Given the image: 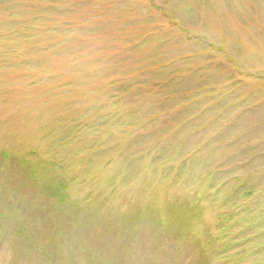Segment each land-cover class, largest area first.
Wrapping results in <instances>:
<instances>
[{
    "label": "rangeland",
    "instance_id": "1",
    "mask_svg": "<svg viewBox=\"0 0 264 264\" xmlns=\"http://www.w3.org/2000/svg\"><path fill=\"white\" fill-rule=\"evenodd\" d=\"M43 23L88 24L92 27L89 36L94 41L102 43V38H116V44L122 45L126 37L138 43V50L134 52L127 46L123 54L133 56V60L128 69H123L111 61L121 53L115 50L117 45L114 48L106 41L103 49L102 44L88 42L86 28H62L61 32L53 28L46 33L44 42L41 36L46 29L37 28ZM31 31L37 36L40 34L42 44L38 45L40 48L37 46L38 52L30 51L23 43L39 39L33 38ZM93 31H97L96 34ZM59 42L67 43L60 49L56 46ZM68 44L73 50L66 48ZM97 49H103L101 54L108 59L104 60L108 61L107 68H103L110 74L108 81L115 88L135 91L138 87L142 97L154 96L134 118L135 125L130 127L128 137L135 140L134 137L148 131L146 134L150 133V137L144 142L152 148L151 142L158 141L155 138L163 131L165 136L169 135L160 147L163 158H170L163 167L164 173H167L165 169L174 168L169 169L170 175L174 174L177 162L192 152L194 142L198 144L200 138L212 141L203 148L205 153L199 160L195 157L187 164L193 165L190 171L194 173L195 185L188 182L186 186L178 183L172 187L165 180L153 183L159 195L168 192L170 198L184 207V203L195 200L194 191L200 187L204 176L214 171V176L206 181L210 190L206 204H202L203 211H197L198 216L191 226L162 225L161 229H156L150 219L146 228L141 225L134 229L124 220L134 219L146 202L136 198V185L104 186L102 178L87 182L74 196L78 212L72 215L73 212L61 214L58 211V216L59 208L51 207L46 192L39 190L34 180L29 178L28 192L23 190L27 181L22 180L21 172L14 169L16 176L13 165L2 167L0 162V264H223L214 258L219 251H210L208 255L203 246L216 237L219 215L212 211L218 209V205L212 207L211 202L218 199L220 206L235 188L232 202L240 210L246 203L253 205V211L264 206V0H0V149H11L8 139L16 135L18 140L25 141L24 152L29 158L34 153L41 157L44 134L41 125L61 119L58 129L63 130L61 127L71 122L82 123L101 104L110 103L104 96L113 92L108 90L112 84L103 80L104 69L94 67L99 59ZM29 60L39 64H31ZM167 61L172 69H162ZM171 71H186V82H190L191 76L200 78L203 82L193 83L196 87L206 84L205 95L192 94L195 100L191 98L187 103L193 101L197 106L200 103L196 116L201 117V123L204 120L211 123V118L218 116L219 130L214 125L208 131L194 130L199 122L186 109V91L178 95V87L166 86L172 87L169 92L172 101L161 102L160 94L169 90L161 88L162 84L151 86L159 78L165 80ZM74 73L76 75L71 76ZM228 79L230 83H223L222 87L211 85ZM189 85L193 86L188 83L186 87ZM144 90L146 92L142 93ZM229 92L233 94L231 101L223 99ZM178 104L185 106L180 108ZM215 107L218 108L212 114L211 108ZM225 108L227 112L222 113ZM230 121H233L231 126ZM53 124L51 126H56ZM171 127L175 129L169 131ZM116 128L114 131L120 132L126 127ZM86 132L93 133L92 127ZM80 151V154L86 153L87 148ZM63 157L56 158L60 162L58 167L67 170ZM104 159L106 155L95 153L93 166L96 161L103 164ZM131 163L133 172L139 170L142 161L136 157ZM91 167L92 164L88 168ZM110 190L112 197H108ZM129 190L132 192L126 202L124 193ZM92 192L94 198L97 197L95 202L103 199L98 209L89 205ZM244 193L251 194L244 196ZM12 200L20 204L22 210L15 211L13 203L7 209ZM36 202L45 208L41 213L45 217L42 224L36 222L38 217L31 216V210L25 211ZM154 202L160 205L163 199L157 196ZM80 209L86 213L79 212ZM243 217L245 215L241 214L238 218ZM255 220L252 218L253 224L246 229V239L239 241H242L239 247H246L237 261L239 264H264V225ZM56 221L57 226L70 234V244L66 234L56 235ZM40 231H44L43 247H38ZM225 242H216L211 247L221 249L218 247H223ZM245 251H251L247 258H243ZM238 258L240 254L234 261Z\"/></svg>",
    "mask_w": 264,
    "mask_h": 264
},
{
    "label": "trees",
    "instance_id": "2",
    "mask_svg": "<svg viewBox=\"0 0 264 264\" xmlns=\"http://www.w3.org/2000/svg\"><path fill=\"white\" fill-rule=\"evenodd\" d=\"M54 10V8L52 9ZM38 24L37 28L46 29L45 32L42 34V40L45 42L47 40L46 33H49L52 31L53 28L60 29L61 32L62 28L69 29V28H86L87 30V37L88 42L91 43L90 34L92 31L88 24H81V25H52L50 23H43L41 27ZM35 28V27H34ZM90 28V29H89ZM102 28V27H101ZM97 31H93V34H96ZM33 38H38L40 36H37L38 34L36 32H32ZM45 34V35H44ZM99 38V37H98ZM26 40H28L26 38ZM42 40L39 37V39L31 43L22 42L31 49L32 52H38L37 46L42 44ZM106 41L114 48H116V38L109 40L107 38H102V43L93 40V43L97 44H106ZM67 42H59L56 46L63 45L66 46ZM137 42H134L132 40H129L125 37L124 42L122 45H117L119 55L114 56L111 61L114 62V64L117 62L118 67H121L123 69H128L130 66L131 61L133 60V56L125 55L127 46L130 45V49L136 52L138 50ZM40 48V46H38ZM68 50H70L73 47L68 44L66 47ZM61 49V47H60ZM59 49V51H60ZM104 49V46H103ZM102 50H98L97 55L99 59H97L96 64L94 67L96 69H104L103 66H106L108 60L106 59L104 55L101 54ZM58 53V52H57ZM34 54V53H32ZM56 57V56H55ZM167 60V59H166ZM30 62V60H29ZM138 60L136 59L135 65L137 64ZM31 63V62H30ZM45 63V62H44ZM42 63V64H44ZM170 61L165 62L164 66H162V69H165L167 67H170L172 69L171 64H169ZM31 64H39V63H31ZM41 64V63H40ZM152 67V65H151ZM101 73L102 75H106L103 80L108 82L109 84H112L111 86H108L109 91H113L112 93H108L104 96L106 100H108L110 103L106 105H100L99 108H97L95 112H91L90 117H88L85 120H82V123L77 124L76 122H71V125L61 127L63 130H59L58 124L60 123V120L55 119V121H48L45 123V125H41L44 128V134L42 139V145L40 148L41 151V157L38 156L39 153L33 154L31 158L24 152L26 149L25 141H20L16 137L15 133H13L12 138L8 139V144L11 149H0V162L2 165H13V170L17 169L21 172L22 180L27 181V184L23 187V190L28 192V179L34 180L33 184L37 186L39 190L45 191L47 202L51 205V207L55 208L57 212L59 211L61 214L65 212H78V209L76 207L77 201L74 199V196L77 195L80 190L86 185L87 182H95L97 180H102L104 178V183H106L104 186H116V183L119 185L126 184L127 185H136L137 187V195L136 198L141 200L144 199L146 202L142 205V208L138 210V214L134 219L130 220H124L127 223H130L131 227L134 229L140 227L141 225L146 228V222L150 223V219H153L151 226L156 229H161L162 225L164 226H170V225H176V226H185L186 224L188 226H191L193 221H195L196 217L198 216L197 211H203L202 204H206V198L208 196V192L210 190V186H207V179L208 181L213 177L214 171L209 172L206 176H204V180H202V184L200 187L197 186V190L194 191V201L193 203H184L183 206H179V204L172 199V196L170 198V195L168 192L163 193L162 195H159V189L156 190L153 187V183H159V181L165 180V183L174 187L175 184H183L186 186L188 182H191L192 185H195L193 180L192 172L190 171L191 167L188 166V163H192V159L195 157H198V160L200 159L199 156L204 155L205 152H203V148L206 147L208 144H212V141L208 142L207 140L204 141L202 138L198 141V144L193 146L192 152L189 153L187 156L184 155L183 158H181L176 165V170L174 174L170 175V170L174 168H168L165 169L167 173L163 172V169L165 168L166 162L170 159L168 157L163 158V152L161 151L162 147L161 143L164 140H167L169 138V135L165 136V132H162V135H159V138H155L158 141H152L153 147L150 148L148 145H145L144 140L147 138L149 139L150 133L146 134V132H143V134H139V137H134L135 140H131L129 137V134H131L130 127L135 125L134 118L137 114H139L141 111L143 112V108L145 106H148L147 104L152 102L154 96L149 97H142L141 91L139 92V88H134L135 91H131V89L126 88H115V85L108 81V77L110 74H106L105 70ZM115 68V65L113 66ZM110 69V68H109ZM153 71V70H152ZM197 71H201V69H198ZM187 72H178V71H171L168 73V76L165 78V80H160V78L155 82L152 83L151 87H154L158 84L161 88H165L166 86L172 85L173 89L174 87H178V92L180 95L181 93H185L186 91V109L190 111L191 117L194 114V120L198 123V126L194 130H209L213 127L218 128L219 130V119L216 117V119L211 118V123H209L207 120H204L203 123H201V117L196 116L197 112L199 111L200 103L198 102V106L193 103L195 98L192 96V94H198L197 97H202V95H205V88L207 86L204 85V83L198 84L196 87L193 85V83L200 80V78H194L191 76L192 79H190V82H186V77L188 76L186 74ZM196 73V71H195ZM122 73H119V76L121 77ZM76 74H71V76H75ZM157 77H160L159 75ZM189 79V78H188ZM195 79V80H194ZM202 81V80H200ZM231 79L222 81V82H214L211 85H214V87H222L223 83L229 82ZM158 82V83H157ZM203 82V81H202ZM192 84L193 86L186 87V84ZM210 84V83H208ZM205 86V87H204ZM172 87L165 88L169 91H166V93L160 94V100L161 102H170L172 101V94L169 93L171 91ZM121 91L124 93L122 94ZM162 90H159L161 92ZM215 91V90H214ZM146 90L142 91V93H145ZM172 92V91H171ZM140 93V96L138 94ZM227 94V95H226ZM223 97V99H229L230 101L233 100V94L232 92L226 93ZM230 96H232V99H230ZM191 98H194L193 101H190L187 103L188 100ZM130 99L138 100L139 102H133L130 101ZM222 100V99H221ZM96 101H99L96 100ZM226 101V100H225ZM243 102V101H241ZM112 105V106H111ZM180 108H183L185 105L178 104ZM112 107L114 109H112ZM164 107H167L165 104ZM198 108V109H194ZM216 108H211L213 110L212 114L215 113ZM227 112L226 108L222 113ZM221 113V114H222ZM65 120V119H64ZM53 122L56 124V126H51ZM151 122V121H150ZM149 122V123H150ZM233 121L229 122V125L231 126ZM147 123V124H149ZM62 124V123H60ZM54 125V124H53ZM126 127L125 129H122L120 132L114 131L117 128L116 127ZM200 126V127H199ZM92 127L93 133H88L85 131L88 130L90 132V128ZM214 127V128H215ZM228 127V126H227ZM175 129L174 127H171L169 131H172ZM59 130V131H58ZM13 131V130H12ZM152 132V131H150ZM74 133V135H72ZM152 133H158V132H152ZM93 135V136H92ZM189 138V137H187ZM207 138V137H205ZM17 139V140H16ZM184 139V138H182ZM208 139V138H207ZM212 139V138H209ZM208 139V140H209ZM186 140V139H184ZM192 140V139H190ZM151 141V140H150ZM202 141V142H201ZM208 142V143H207ZM80 143V146H77V144ZM148 144V143H147ZM200 144V145H199ZM181 145L180 147H182ZM84 148H87L86 153L80 154V150H83ZM153 148H158L157 151L152 150ZM41 149H45V152ZM113 149H118L115 152H113ZM3 150V151H1ZM60 151V152H59ZM77 153V154H76ZM96 153V155H106L107 159H104V163L101 164L99 161H96V163L93 166V156ZM76 154V155H75ZM58 156H64L62 161H66V169L67 170H60L59 165L60 162L56 160L58 159ZM39 157V158H38ZM139 157L142 161L141 166H139V170H135L132 172V163L131 160L133 158ZM163 158V159H162ZM34 160V161H33ZM92 164L91 169L88 168ZM158 167V169L156 168ZM4 167V166H2ZM164 167V168H163ZM189 168V169H188ZM170 169V170H169ZM15 171V170H14ZM16 172V171H15ZM69 173V174H68ZM14 175L17 176V172L14 173ZM67 179H65V177ZM209 177V178H208ZM201 178H199L200 180ZM198 180V181H199ZM209 183V182H208ZM199 184V183H198ZM150 187L152 189H150ZM35 190L37 188L33 186ZM92 191V190H91ZM90 191V192H91ZM132 190H129L127 193H124L125 199L127 202V199L130 197ZM227 200L223 202L219 206L218 202L219 200L216 199V201L211 202V206L218 205V209H215L212 211V214L219 215V218L217 217V224L215 227V238H210V240L206 241V243L203 244L204 247H206V253L209 255L210 251L212 253L213 250L219 251L216 253L214 258L219 259L220 262L223 264H239L237 263L238 260L241 259V254L244 252L246 247H239V245L243 239H246L247 231L246 229L248 227H251L253 224L251 221L252 218L256 219L255 222H259L260 225H264V206L259 207L258 209L252 210V206L249 203H246V207L242 210H240V207H237L235 204H233V195L235 194V188H232V190L229 191ZM219 193L216 192V195ZM251 193H244V196L250 195ZM113 191L110 190V194L108 197H112ZM99 196V194H98ZM116 196V195H115ZM157 196L162 197L163 202L160 205H156L154 200H156ZM19 197V195H18ZM91 201L89 202L88 199H84V202H89L90 207L95 206L96 209H98V206L102 205L103 199L101 200L97 199L95 202V199L93 196V192L91 193ZM106 198V197H105ZM210 198V197H209ZM16 199V198H14ZM14 204L15 211L18 209L22 210L21 205L10 201V205L7 206V209L12 207ZM30 211L31 216H36L39 218V220L36 219L37 223L42 224L45 222V217L41 213H44L45 208L43 204H40L39 202H36L29 205L28 208L25 209V211ZM209 210V209H207ZM4 212V211H2ZM1 212V213H2ZM58 212V216L60 213ZM79 212L86 213L84 209H80ZM219 212V213H218ZM239 212V213H238ZM253 213L250 215V213ZM28 215V217L30 216ZM46 214V213H45ZM245 215L243 218H238L239 215ZM13 217V214L11 215ZM28 217L26 216L25 219V225L28 222ZM81 217V216H79ZM215 217V216H214ZM57 219V218H56ZM76 219V217H75ZM33 223L30 222V225ZM58 222L56 221L55 227L57 228L56 235L58 234H66V238L68 237V243L70 244L71 236L68 233L64 232L65 229H61V227L57 226ZM255 225V223H254ZM25 228V226H24ZM152 228V229H153ZM166 229V228H163ZM193 229V227H190V230ZM234 229V230H233ZM238 229L236 232L235 230ZM20 230H22L20 228ZM55 230V231H56ZM22 231H20L21 233ZM44 231L38 232L40 234V238H38L39 245L38 247L42 246V236ZM242 238V241L239 242ZM231 239V240H230ZM226 241L225 245L223 247H218L221 249H212V245H214L216 242L218 244H221L222 241ZM76 250H72V254H74ZM214 251V252H215ZM238 251H240V258L234 261L238 257ZM251 251H245L243 258H247L248 254ZM86 264H90L89 262ZM210 264V263H207Z\"/></svg>",
    "mask_w": 264,
    "mask_h": 264
}]
</instances>
